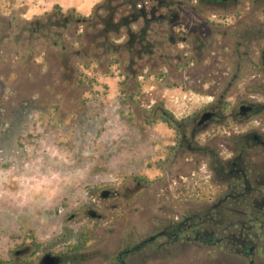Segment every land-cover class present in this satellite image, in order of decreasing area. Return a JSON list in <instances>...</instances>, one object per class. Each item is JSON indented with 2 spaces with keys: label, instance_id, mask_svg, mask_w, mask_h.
Listing matches in <instances>:
<instances>
[{
  "label": "rangeland",
  "instance_id": "rangeland-1",
  "mask_svg": "<svg viewBox=\"0 0 264 264\" xmlns=\"http://www.w3.org/2000/svg\"><path fill=\"white\" fill-rule=\"evenodd\" d=\"M66 1L91 14L89 0ZM48 6L0 0V259L24 245L55 246L65 232L90 235L85 246L99 257L118 253L129 236L213 210L242 170L259 190L248 194L250 206L264 203V146L247 138L264 137V80L222 79L223 65L210 60L199 66L210 69V79H194L196 62L181 64L175 55L155 73L150 65H129L123 52L101 49L97 57L74 22L47 37L33 31L53 12L79 16ZM199 9L204 17L190 18L191 31L219 41L216 13ZM190 27L186 19L164 25L185 34ZM163 38V49L187 57L186 44L173 48ZM242 102L261 105L237 118ZM212 109L223 118L199 127ZM221 228L217 240L225 236ZM253 242L252 255L243 245L197 242L145 264H264V230Z\"/></svg>",
  "mask_w": 264,
  "mask_h": 264
},
{
  "label": "flooded vegetation",
  "instance_id": "flooded-vegetation-1",
  "mask_svg": "<svg viewBox=\"0 0 264 264\" xmlns=\"http://www.w3.org/2000/svg\"><path fill=\"white\" fill-rule=\"evenodd\" d=\"M199 7L216 13L214 31L219 33V41L213 33L206 35L198 27L191 31L194 21L190 18L204 17V10ZM185 19L192 26L188 34L181 28L164 29L167 23L175 28L178 24L182 25ZM72 22L97 57L101 49L105 54L109 50H115L117 54L123 52L127 54L129 65H150L155 73L162 65H172L166 60L175 55L181 64L195 65L196 62L197 67L190 69L194 79H210V69L199 68L210 60L209 63L223 65L220 73L222 79L264 80V0H98L88 17L53 12L44 22L37 20L33 31L45 37L55 33L52 31L54 28L58 29L56 33L65 31ZM83 25L88 30L84 31ZM112 34L122 36V40L112 37ZM164 35H167L173 48L179 43L186 44L188 47L184 55L187 57L174 54L170 48L167 51L163 49ZM260 105L242 102L235 115L237 118L249 115L257 111ZM207 111L213 112L212 117L201 122L202 115ZM203 114L197 121L199 127L206 126L217 117L223 118L214 109L206 110ZM247 138L264 146V137L258 133H251ZM237 172L236 169L230 170L231 174ZM237 179H243L249 193L256 191L247 185L245 170L237 175ZM232 186L229 184V187ZM93 218L102 217L94 212ZM209 220L212 219L193 215L172 222L157 233L141 238L129 236L122 242L123 248L118 253L108 250L109 253L101 254L102 257L94 248H86L85 242L90 235L80 233L75 236L65 232L55 246L35 251L33 246L24 245L14 250L12 256L0 259V264H95L99 258L105 264H145L151 257H162L163 252L171 255L174 251H186L192 243L222 244L224 238L215 239L205 226V221Z\"/></svg>",
  "mask_w": 264,
  "mask_h": 264
},
{
  "label": "trees",
  "instance_id": "trees-1",
  "mask_svg": "<svg viewBox=\"0 0 264 264\" xmlns=\"http://www.w3.org/2000/svg\"><path fill=\"white\" fill-rule=\"evenodd\" d=\"M245 171L247 172V170ZM231 184L233 186L230 187V192L225 195L226 199L224 197L219 205L214 206L210 212L197 216L212 219L205 221L206 225H209L212 235L221 225L222 228L218 232L224 233L223 242L230 247L238 245L239 248H242L243 245L242 251L246 255H252L255 252L254 249L258 248L257 243L253 242L255 235L258 231L264 230V215L262 214L264 203L255 205V207L250 206L249 199H247L249 192L244 187L246 184L243 179L235 178ZM247 185L249 186V184ZM255 192L258 193L259 190L256 189ZM234 248L236 249V247Z\"/></svg>",
  "mask_w": 264,
  "mask_h": 264
},
{
  "label": "crops",
  "instance_id": "crops-1",
  "mask_svg": "<svg viewBox=\"0 0 264 264\" xmlns=\"http://www.w3.org/2000/svg\"><path fill=\"white\" fill-rule=\"evenodd\" d=\"M98 0H89L90 6H91V10L94 6V4L97 2ZM50 6L47 7V9H52L55 7H58L62 10V12H71V13H75L81 16H89L90 14H88L89 11H87V9H83L79 4H74V3H68L66 0H49ZM41 9V8H39Z\"/></svg>",
  "mask_w": 264,
  "mask_h": 264
},
{
  "label": "water",
  "instance_id": "water-1",
  "mask_svg": "<svg viewBox=\"0 0 264 264\" xmlns=\"http://www.w3.org/2000/svg\"><path fill=\"white\" fill-rule=\"evenodd\" d=\"M212 115H213V112H211V111H207V112H205V113L202 115L201 122H205V121L209 120V119L212 117ZM108 195H109V191H104V192L102 193V196H103L104 198H106Z\"/></svg>",
  "mask_w": 264,
  "mask_h": 264
}]
</instances>
